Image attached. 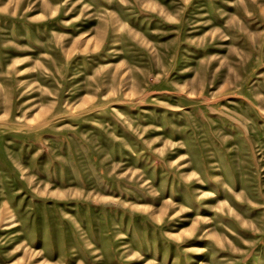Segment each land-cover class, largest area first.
Wrapping results in <instances>:
<instances>
[{
    "label": "rangeland",
    "instance_id": "rangeland-1",
    "mask_svg": "<svg viewBox=\"0 0 264 264\" xmlns=\"http://www.w3.org/2000/svg\"><path fill=\"white\" fill-rule=\"evenodd\" d=\"M0 264H264V0H0Z\"/></svg>",
    "mask_w": 264,
    "mask_h": 264
}]
</instances>
